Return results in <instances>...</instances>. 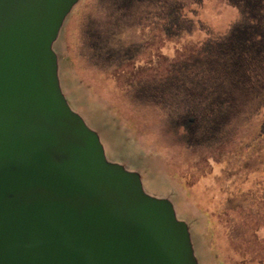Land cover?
I'll return each instance as SVG.
<instances>
[{
	"label": "water",
	"instance_id": "obj_1",
	"mask_svg": "<svg viewBox=\"0 0 264 264\" xmlns=\"http://www.w3.org/2000/svg\"><path fill=\"white\" fill-rule=\"evenodd\" d=\"M80 0H0V264H199L189 227L110 162L53 45Z\"/></svg>",
	"mask_w": 264,
	"mask_h": 264
},
{
	"label": "trees",
	"instance_id": "obj_2",
	"mask_svg": "<svg viewBox=\"0 0 264 264\" xmlns=\"http://www.w3.org/2000/svg\"><path fill=\"white\" fill-rule=\"evenodd\" d=\"M225 1L239 13L226 34L207 39L187 58L170 64L160 78L131 81L126 90L135 102L159 112L165 130L186 150L216 149L233 141L264 107V0ZM203 2L94 0L93 13L81 26L80 55L90 67L116 74L142 53L143 45L133 38L138 29L160 25L168 40L178 39L192 28L186 9L201 7ZM63 31L53 49L58 56L60 87L71 109L97 132L110 162L138 172L147 193L162 194L173 203L178 220L189 227L198 263L221 264L212 247L215 236L206 214L197 210L192 214L177 181L170 179L164 185L166 178L154 175L147 167L145 152L134 141L133 146L119 138L111 124L114 116L109 119L91 100L83 98L85 87L63 43ZM237 232L238 227L232 225L229 235ZM232 243L236 245L235 240Z\"/></svg>",
	"mask_w": 264,
	"mask_h": 264
},
{
	"label": "rangeland",
	"instance_id": "obj_3",
	"mask_svg": "<svg viewBox=\"0 0 264 264\" xmlns=\"http://www.w3.org/2000/svg\"><path fill=\"white\" fill-rule=\"evenodd\" d=\"M93 6L94 0H82L63 31V43L85 87L83 98L109 119L114 116L111 124L119 138L145 152L147 167L166 178L164 185L170 179L177 181L192 214L196 210L206 214L221 264H264V107L233 141L192 151L165 130L159 112L126 93L131 81L160 78L170 64L187 58L204 41L226 34L239 19L238 11L225 0H204L201 7L186 9L191 31L175 40H168L160 25L138 29L133 38L143 45L142 53L116 74H106L80 55L81 26ZM154 196L163 198L159 193ZM232 225L238 227L233 237L229 235Z\"/></svg>",
	"mask_w": 264,
	"mask_h": 264
},
{
	"label": "flooded vegetation",
	"instance_id": "obj_4",
	"mask_svg": "<svg viewBox=\"0 0 264 264\" xmlns=\"http://www.w3.org/2000/svg\"><path fill=\"white\" fill-rule=\"evenodd\" d=\"M121 154H122V155H123V156H124L129 162H131V161H130L131 157L127 156V155L125 154V151H122Z\"/></svg>",
	"mask_w": 264,
	"mask_h": 264
}]
</instances>
